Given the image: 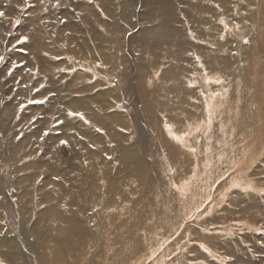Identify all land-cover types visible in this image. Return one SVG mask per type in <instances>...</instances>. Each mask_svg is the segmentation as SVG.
I'll use <instances>...</instances> for the list:
<instances>
[{
    "label": "rangeland",
    "instance_id": "1",
    "mask_svg": "<svg viewBox=\"0 0 264 264\" xmlns=\"http://www.w3.org/2000/svg\"><path fill=\"white\" fill-rule=\"evenodd\" d=\"M53 3L0 0L6 13L0 18V260L67 263L55 253L61 247L71 264H264V97L256 124L250 122L258 111L242 112L254 104L253 90L264 88V0ZM193 3L208 13L189 12ZM23 36L28 40L16 44ZM247 78L250 96L242 92ZM168 85L187 88L177 97L182 106L160 102ZM213 98L220 99L214 111ZM199 115L206 120L191 132ZM235 120H245L240 131ZM126 153L141 168L130 166ZM136 167L141 177H131ZM89 184L96 185L92 196ZM62 189L72 192L71 212L58 203ZM110 194L118 205L109 203ZM52 203L81 220L93 243L81 247L70 234L51 241L44 212ZM136 211L154 212L151 243L127 232L103 244L127 223L140 227Z\"/></svg>",
    "mask_w": 264,
    "mask_h": 264
},
{
    "label": "bare ground",
    "instance_id": "2",
    "mask_svg": "<svg viewBox=\"0 0 264 264\" xmlns=\"http://www.w3.org/2000/svg\"><path fill=\"white\" fill-rule=\"evenodd\" d=\"M250 1V0H249ZM204 3H206V2H204ZM205 5H207V4H205ZM210 6V5H209ZM248 8V7H247ZM186 9V8H185ZM187 9H188V11L189 12H191V9H193V11H194V13H195V10H197V11H200L201 13H203V12H207L208 13V7H206V6H204L203 4H199V3H193V4H191V5H188L187 4ZM249 9H250V7H249ZM212 10V9H211ZM251 13H252V11H251ZM246 16H248V13H247V15ZM245 16V17H246ZM201 17V16H200ZM202 18V17H201ZM251 18V17H250ZM192 19H194V18H192ZM249 23V22H248ZM211 28H213L214 29V27L211 25ZM253 31V30H252ZM212 33V32H211ZM252 35V34H251ZM254 35V34H253ZM253 35H252V37H253ZM254 37H255V35H254ZM252 39V38H251ZM252 40H254V39H252ZM72 45V44H71ZM264 45V44H263ZM218 47V46H217ZM169 49V48H168ZM249 50V49H248ZM260 50V49H259ZM245 51V50H244ZM177 53H180V51H179V48H178V51L176 52L175 51V53L173 54V56H174V58H178L179 57V54H177ZM247 53V52H246ZM247 55V54H246ZM249 55V54H248ZM247 55V56H248ZM261 55V54H260ZM104 56V55H103ZM263 57V56H262ZM251 60V59H250ZM256 61V60H255ZM248 62V61H247ZM249 63H250V61H249ZM224 63H223V61L221 62V66L223 65ZM257 64H255V66H256ZM262 65V64H261ZM252 66V65H251ZM256 67H258V66H256ZM247 68H249V67H247ZM259 68V67H258ZM258 68H256V69H258ZM261 68V67H260ZM249 70H250V68H249ZM230 71V70H229ZM246 71V70H245ZM255 71V70H254ZM259 71V69L256 71V72H258ZM261 72V71H260ZM228 73H230V72H228ZM245 75V74H244ZM249 75H251V73L249 74ZM249 77V76H248ZM250 78V77H249ZM243 79V78H242ZM248 79V78H247ZM244 80V79H243ZM261 81V80H260ZM248 83H249V87H246L245 89H244V91H242L245 95H251V94H253V91L255 92V96H256V99H255V102H254V104L253 105H247V106H245L244 107V109L242 110V112L243 111H245V112H249V111H252V112H255V111H258V112H256V114H254V116H253V118L254 119H251L252 121L250 122V123H252V124H256L257 122H258V119H259V117L260 116H262V114H261V112H260V104H258V102H261L260 101V96L262 97H264V88L263 89H261V88H255V90H253L252 91V89L254 88V87H252L251 86V84H253V82H250L249 81V79H248ZM258 83H259V80H258ZM217 84V83H216ZM221 85V84H220ZM242 85V84H241ZM239 87H241V86H239ZM164 90H162L161 91V98H160V102H162L163 104L165 103V101L166 100H168V101H170V103H176V101H177V97L179 96V95H181V93H182V91L183 90H187V88L183 85V86H178V87H174L173 85H168V86H166V88H163ZM189 90V89H188ZM263 90V91H262ZM189 92H190V94H193V95H197V92H195V91H193V90H189ZM243 93H241V94H243ZM182 94H184V93H182ZM235 97V96H234ZM233 97V98H234ZM240 97H242V96H240ZM237 99V98H236ZM238 99H239V97H238ZM262 99H264V98H262ZM220 102V99L219 98H213L211 101H210V106H212L213 107V111H214V108H215V105H217V104H219V102ZM234 101V100H233ZM233 101H232V103H233ZM244 101V100H243ZM240 102V101H239ZM241 102H242V100H241ZM241 102H240V104H241ZM263 102V101H262ZM262 102H261V104H262ZM217 103V104H216ZM236 103V102H235ZM177 105H180V106H182V104L180 103V102H177L176 103ZM233 107H235L234 106V104H233ZM239 109V108H238ZM263 111V110H262ZM235 113V112H234ZM250 113V112H249ZM234 115V114H233ZM195 118L194 119H192L191 120V123L194 121V120H196V119H198L199 120V122L197 121H194L195 123H193L188 129H191V132H193L194 130H195V128H198V127H200L202 124V121L203 120H206V118H203L201 115H199L198 116V118H197V116H194ZM239 117V116H238ZM234 119H235V117H234ZM263 119V118H262ZM261 119V120H262ZM201 120V121H200ZM232 121V120H231ZM259 121H260V119H259ZM244 124H245V120L244 121H241L240 123H239V120H235V124L232 126V127H234V128H236L237 126H238V130L237 131H240L241 130V128L244 126ZM202 128V127H201ZM263 129V128H262ZM253 130H255V129H253ZM253 130H252V132H253ZM261 132V131H260ZM179 133V132H178ZM254 133V132H253ZM259 134V133H258ZM257 134V135H258ZM250 136V135H249ZM255 137H257V136H255ZM258 139V138H257ZM187 140V139H186ZM253 142V141H252ZM251 143V142H250ZM20 146H18V148H19ZM122 148V147H121ZM169 148H171V147H169ZM127 150V149H126ZM88 152V156H91V158H92V153L89 151V150H87ZM126 156H124V159H125V161L126 162H128V161H130L128 164L130 165V166H133V165H135L136 163H137V167H138V164H139V166H140V168H141V162H139V158L136 156V158H135V156H131V154L130 153H126L125 154ZM130 158H132L131 160H130ZM90 159V158H89ZM91 160V159H90ZM123 160V159H122ZM137 167H136V169L134 170V171H132L133 172V175L131 176V177H141V169H137ZM134 167H132V169H133ZM119 169V168H118ZM119 174H121V173H119ZM75 176H77V172H75V174H74ZM73 175V176H74ZM118 176H120V175H118ZM74 179H76L75 181L77 182V181H79V179H81V177H73ZM144 178V177H143ZM25 179V178H24ZM23 179H21V181H22ZM126 181H129V179L127 178V180ZM46 184H49L48 186L49 187H54L55 188V186H56V184L55 183H53V182H51V181H49V182H45ZM92 183V182H91ZM142 183V182H141ZM45 184V185H46ZM75 185V184H74ZM79 183H78V186H76V189L79 191V189L78 188H80L79 187ZM124 185V184H123ZM133 185V184H132ZM131 187V186H130ZM112 188H113V185H112ZM121 188V187H120ZM90 189V196H92V195H94L95 194V192H96V185L94 186L93 184H89V187H88V190ZM110 189H111V187H110ZM128 189V188H127ZM132 190V189H131ZM59 193V201H58V203H60L61 205H63V207L65 208V210L67 211V212H71L70 211V208H69V205L71 204V197H72V192H70V190H65V189H62V191L61 192H58ZM112 193V192H111ZM125 194V193H124ZM124 194H123V196H124ZM111 195V198L109 199L110 200V202L109 203H112V204H114V205H118L117 204V202H116V200L114 199V197H115V195H112V194H110ZM109 195V196H110ZM121 196V195H120ZM118 197V196H117ZM137 198V197H136ZM91 199H92V201H93V197H91ZM122 200V199H121ZM135 200V199H134ZM107 201V200H106ZM136 201H138V199H136ZM94 202H95V200H94ZM97 202L98 203H100L99 202V198L97 199ZM118 202H120V201H118ZM122 203H123V201H122ZM129 203V202H128ZM54 203H52V204H49L48 205V207H47V209L45 210V212H44V214H45V216L47 217V222H48V226H49V228L51 229V231H48L47 232V235L49 236V238H50V240L51 241H54V239H53V237L56 235V234H58L59 236L58 237H60V236H62V238H64V242H65V240H67L68 239V237L66 236L67 234H70V235H72L73 237H74V241L75 242H77V241H81L82 242V244H81V247H82V245H84V243H86V241L88 240V242L87 243H93L92 242V240L90 239V233H89V231H90V229H88V228H86V226L81 222V220H79V219H76L75 217H69V216H64L63 214H61V212L57 209V206L56 207H54V205H53ZM130 204H131V202H130ZM140 204V203H139ZM138 204V205H139ZM56 205H57V203H56ZM59 205V204H58ZM121 205V204H120ZM129 205V204H128ZM124 207V206H123ZM135 208V207H134ZM111 209V208H110ZM109 209V210H110ZM129 209H133L132 207H130ZM128 209V210H129ZM119 210V209H118ZM150 209H148L147 211H149ZM117 211V210H116ZM63 212V211H62ZM90 212V211H89ZM112 212V211H111ZM126 213V212H125ZM138 213V211H136V212H134V214H137ZM154 213V212H153ZM153 213H149V215L147 216V217H143V215H141L140 213H138L137 215H134L132 218H134L135 219V217H136V219L135 220H137L138 221V224H139V226L140 227H137V228H135V229H133L134 228V224L132 225L131 223H127V224H125V231H124V233H122L121 232V235H118V236H116L115 234H116V232H113L112 231V234H111V236L109 237V238H106V236H104L101 240L103 241V244L104 243H106V242H108V241H110V240H113V242H120L121 241V238H123V234L125 235L127 232L129 233V236H132V235H137V236H134L135 237V239L138 241V239H140L143 243L144 242H149V243H151L150 241L151 240H153V236L155 235V232L157 231V227H156V222L155 221H153L152 219H154L155 218V216L153 215ZM70 214V213H69ZM67 215V214H66ZM82 215V214H81ZM73 216V215H72ZM122 216V215H121ZM79 217V216H78ZM124 220V219H123ZM116 222V221H115ZM104 226H106L105 224H104ZM103 226V227H104ZM110 228V227H109ZM89 230V231H88ZM103 230V229H102ZM120 230V229H119ZM118 230V231H119ZM142 230H143V234L141 233L142 232ZM99 232V231H98ZM105 232V231H104ZM137 232V233H136ZM104 234V233H103ZM122 236V237H121ZM41 241H43V238H41ZM101 241V242H102ZM99 242V241H98ZM100 242V243H101ZM133 242H134V240H133ZM110 243V242H109ZM108 243V244H109ZM77 244H79L80 245V243H78L77 242ZM135 244V243H134ZM142 244V243H141ZM141 244H140V247H141ZM90 245V244H89ZM133 245V244H132ZM96 246V245H95ZM59 247V246H58ZM72 247V246H71ZM76 247V246H75ZM80 247V249L78 250V253L83 249V248H81ZM144 247H145V245H144ZM147 247V246H146ZM102 248V247H101ZM139 248V247H138ZM96 250V249H95ZM107 250V249H106ZM73 251V250H72ZM91 252V251H90ZM55 253L58 255L57 257L63 262V261H65L66 260V262L67 263H59L58 262V264H71V262H70V260L68 259V256H66V254L64 253V251L62 250V248L61 247H59V248H57V249H55ZM136 253H137V249H135V248H132V252L130 253V256H136ZM88 255V254H87ZM86 255V256H87ZM120 256H121V258H123L124 259V261H123V263H126V261L128 260L127 259V254H125V256H124V254L123 253H121L120 254ZM80 257H82V255L80 254ZM77 258V257H76ZM87 259V258H86ZM96 260V259H95ZM80 261V260H79ZM98 261V260H97ZM134 261V260H133ZM49 262H50V260L49 261H47V264H49ZM88 262V261H87ZM91 262H92V260H91ZM46 262H45V259H43V261H42V264H45ZM76 263H77V261H76ZM52 264V263H51ZM83 264V263H82ZM85 264V263H84Z\"/></svg>",
    "mask_w": 264,
    "mask_h": 264
},
{
    "label": "snow or ice",
    "instance_id": "3",
    "mask_svg": "<svg viewBox=\"0 0 264 264\" xmlns=\"http://www.w3.org/2000/svg\"><path fill=\"white\" fill-rule=\"evenodd\" d=\"M40 3H41V4H44V3H45V0H40ZM89 3H91V0H89ZM60 6H61V0H55V3L52 4V7H60ZM29 7H33V5H29ZM215 7H216V8H220V5H219V4H216ZM43 11H44V12H47V11H48V8L45 7V8L43 9ZM5 15H6V13H5L4 11H0V18H4ZM63 22H64V21H61V23H63ZM16 23L18 24L19 21H16ZM220 23L223 24V23H224L223 20H221ZM236 27H237V29H239V25H237ZM193 38L195 39L194 36H193ZM220 39H224V37L221 36ZM27 40H28V37H27V36L20 37L19 39L16 40V44H24ZM244 43H245V44H248L249 41H248V40H244ZM13 47H15V45H13ZM44 55L47 56L48 53L45 52ZM188 55L191 56L192 53L189 52ZM55 58H56V57H53V59H55ZM4 60H5V57L0 56V63H3ZM195 60H196L197 62H200V61H201V57H200V56H195ZM97 66H98V67H101L102 65H99V64H98ZM16 67H18V65L13 64V66H12L11 68L8 69V73H7V74H8L9 76H11V75L13 74V72H14V70H15ZM200 67H201V68L204 67V64H203L202 62H200ZM28 71L31 72V69H29ZM215 82H216V83H222V81H220V80H216ZM25 86H26V85H25ZM42 86H43V85H42ZM217 95H219V94H217ZM31 102H42V101H30V103H31ZM24 107H25V105H23V104H21V105L19 106L20 109H23ZM68 115H69V116H75V117H78L80 120H83L85 124H89V123H90V121H88V120L85 118V115H84V113H82V112H78V111H75V112H74V111H71V110H70V111L68 112ZM166 127L168 128L169 131H171V128H170L169 126H166ZM96 131L99 132V131H101V129L97 128ZM121 131H123V129H121ZM44 135H45V136L48 135L47 131H45ZM17 139H19V137H17ZM41 139H43V136L41 137ZM80 139H83V137H80ZM173 139L177 140L178 142L181 140V138H180V137H177V136H174ZM59 144H60L61 146H68L69 142H68L67 140H63V139H62V140H60ZM189 151H190L191 153L194 154V153L196 152V149H195V147H192V148L189 149ZM106 158L109 159V160L112 159L111 156H107ZM221 158H222V157H221ZM174 171H175V169H174ZM57 179H59V178L57 177ZM221 179H223V177H221ZM185 183H188V181H185ZM214 183H219V180L215 181ZM13 191H14V190H13ZM177 191H180V189L178 188ZM209 199H211V198H209ZM197 210L199 211V209H197ZM93 211H96V209H93ZM191 219H195V217H191ZM181 227H183V226H181ZM179 234H180L179 232L176 233V235H179ZM0 264H4V261H3V260H0Z\"/></svg>",
    "mask_w": 264,
    "mask_h": 264
}]
</instances>
